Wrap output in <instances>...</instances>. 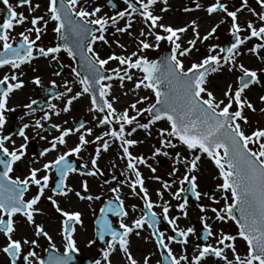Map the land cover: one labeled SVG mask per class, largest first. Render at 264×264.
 Masks as SVG:
<instances>
[{
  "label": "snow or ice",
  "instance_id": "obj_1",
  "mask_svg": "<svg viewBox=\"0 0 264 264\" xmlns=\"http://www.w3.org/2000/svg\"><path fill=\"white\" fill-rule=\"evenodd\" d=\"M192 2L195 9L182 6L181 11L202 10L209 18L217 17L203 35L196 19L182 26L163 22L165 14L172 9L170 0H123L125 6L119 9L113 0H107L112 14L104 11L101 4L85 7L81 0H47L44 15L34 14L40 4L33 0H17L16 6L3 0L6 7L0 9L4 13L0 22V69L8 71L0 76V237L3 238L0 253L6 257V264H71L72 253L78 251L77 227L84 223L83 213L72 209L73 197L79 201L101 200L102 193L90 194L88 178L102 175L99 160L113 145L117 148L116 158L124 164L120 172L123 179L112 175L111 179L116 181V186L108 189L112 198L99 208L98 215L93 212L96 228L94 238L87 243L102 245L101 258L94 260V264H120L119 254H123L126 264H141L131 252L133 235L151 240L161 251L163 264H264V126L251 131L245 129L249 125L245 110H258L247 93L257 85L264 87V67L255 69L240 62L246 51L264 64V0H255L257 7L249 6V0H239V6H231L224 0H208L206 4ZM16 7H26L27 12L33 14L26 15ZM245 11L255 19L248 18L241 23ZM49 22L54 23L52 31L62 43L38 44ZM134 23L142 25L135 32ZM224 23L229 24L230 45L224 48L209 44L205 54L190 60L186 67L184 58L199 52L197 45L212 38ZM18 26H23V30L13 36ZM109 29H112L111 39ZM123 37L129 38L135 50L128 51ZM254 40L256 42L252 43ZM97 42L109 48L115 45L121 51L102 57L95 48ZM162 43L168 44V54L150 59L147 52L159 49ZM249 43L251 47H247ZM61 52L70 58L79 57V68L69 66L73 80L64 79V91L56 93L55 98L63 101V107L49 103V111L34 123H22L15 133L5 134L7 114L15 111L9 101L25 86L22 67L36 59L51 60L60 68L52 74L59 77L65 67L59 59ZM110 62H115L116 66L106 67ZM224 72L239 74L235 76V87L227 83L218 96L209 88V77ZM113 81H117L122 90L126 81L132 82V87L122 94L132 93L136 98L122 110L115 106L120 97L113 94ZM31 82L39 86L41 77L33 76ZM50 83L56 86L55 80ZM75 85L79 90H74ZM140 89L150 90L154 102L143 106L149 97L138 95ZM82 97L89 99L87 110L93 114L94 127L87 126L89 121L77 122L73 127L53 124L59 135L38 155L44 157L52 151L59 154L39 167H29L22 178L14 177L15 167L26 154L29 141L26 130L43 128L41 121L70 112L73 103ZM257 98L264 104V94ZM35 104L37 101L33 99L23 107L29 113L34 112ZM259 111L264 112V108ZM157 124L165 126L156 127ZM94 128L105 130L94 134ZM153 128L158 144L151 146L150 157L135 154L133 149L145 141L134 138V134L143 130L151 136ZM14 136H19L24 143L17 145ZM71 136L76 137L73 146L68 145ZM89 145L94 151L84 160L83 153L88 151ZM60 147L66 150L60 152ZM161 155L172 161L168 175L177 178L171 183H160L155 190L158 200H153L141 166L152 173L151 180L161 182L162 178L155 174L157 169L148 162ZM72 157L83 162L77 166ZM204 159L217 170L214 178L219 182L212 192L203 191L199 186L197 173ZM116 166V163L111 165L113 169ZM181 168L183 173L177 176ZM73 175L81 178L78 190L69 183ZM173 184L179 186L173 189ZM32 187L36 189L35 194L26 198ZM124 187L142 206L126 205L122 196ZM46 191L50 194L45 195ZM165 192L178 203L172 205L164 199ZM185 193H190L196 202L207 198L211 204H219L223 199V207L219 208L197 203L198 220L202 225L200 234L193 225L179 226L178 221L189 215V198ZM42 199L59 214V233L64 244L63 254L49 253L46 259L36 251L38 239H46L50 249H55L56 245L44 224L35 219L37 214H43L38 207ZM61 199L68 208L61 206ZM155 208H160V212L154 211ZM171 209L179 214L170 215ZM208 212L212 215H207ZM229 220L236 225L235 234L223 229L213 230L211 221ZM162 221L166 223L163 229ZM22 228H27L31 236L22 232ZM145 230L149 235L141 237ZM193 236L199 243L189 256L188 245ZM238 239L246 246L243 255L236 247ZM173 245L179 246V253L174 252ZM150 256L151 253L143 256L142 264H150Z\"/></svg>",
  "mask_w": 264,
  "mask_h": 264
},
{
  "label": "flooded vegetation",
  "instance_id": "obj_2",
  "mask_svg": "<svg viewBox=\"0 0 264 264\" xmlns=\"http://www.w3.org/2000/svg\"><path fill=\"white\" fill-rule=\"evenodd\" d=\"M123 3V0H121ZM114 2V1H113ZM196 2L206 4L208 0H196ZM224 2L228 3L231 6H239V0H224ZM9 3L13 4V6L17 5V0H9ZM33 3H35V0H33ZM115 3V2H114ZM170 3L172 4L171 12H173V19L175 20L174 26H182L184 23L189 22L192 19H196L200 25V32L203 35L204 32L209 29L211 23H215L217 20L216 16H213L211 18L206 16V13L202 10H194L190 13H184L181 11L182 6L192 7L195 9V4L192 2V0H170ZM117 8H118V4ZM249 6L251 7H257L255 0H249ZM6 6L3 4V0H0V9H4ZM111 8V7H110ZM112 9V8H111ZM17 11H24L26 15L31 16L33 13H28L26 7H16ZM113 10V9H112ZM36 14V12L34 13ZM4 17V13L0 11V22H2ZM255 19L254 17H251L249 13L246 11L241 16V23L245 19ZM205 19H212L210 24H207L209 22L205 21ZM54 27V24H50L47 26L46 31L43 32L41 41H38V44H42L44 46H53L54 44L58 43V36L56 33L52 31ZM229 24L224 23L222 24L217 32L214 34L212 38H210L208 41H205L203 44H198L197 47L200 49L199 52H194L191 57H185V66L187 67L189 64V61L192 59H197L201 57L203 54H205L206 47L209 44H217L220 47L227 48L230 43L232 42V37L229 34L228 31ZM23 30V26H18L15 28V30L12 32L13 36H16L18 32ZM189 37L191 36V32L187 34ZM254 40L252 43H255ZM247 47H251V43L247 45ZM60 54H63L64 57L71 62L74 63V60L67 56L66 53L61 52ZM51 60H44V59H36L33 61L31 65H25L22 67V71H24L25 75L22 77L25 81V86L23 89L15 92V94L12 96L11 100L9 101V106L14 107V112H9L7 114L8 116V123L4 129L5 134L9 133H15L18 126H20L22 123H34L35 119H39L42 117L43 113L45 111H49L48 104L49 103H55L58 108L63 107V101L56 99V93L64 91V89H59L57 86H53L52 84L44 85L41 82V85H36L32 82H30V79L32 76H35L38 71L40 74H43L44 76L49 75V73H53V65L50 63ZM245 64L247 67L259 69L261 67H264V64L255 57H253L251 54H248L245 51V54L242 56L241 61ZM56 67V66H55ZM37 68V71H31L32 69ZM8 71L7 68L0 69V76L4 74V72ZM238 72L234 73H219V74H212L209 77V88L213 90L218 96L221 94V90L226 87V84L233 83V86L235 87V76L238 75ZM64 73L61 75L63 76ZM217 77V78H216ZM53 78H58L57 76H53ZM219 78V80H218ZM51 80V79H50ZM57 80V79H56ZM32 81V79H31ZM259 87L262 91L261 94H264V87H261L259 85L255 86L251 92H248L247 95L252 100L253 104L257 106L256 112H251L249 110H245V114L248 115L249 122L252 125L255 126H264V112L259 111V108H264V104H261L258 100V95H261L260 93H253L254 90ZM39 90H38V89ZM256 95V97H254ZM19 98V99H18ZM21 98V99H20ZM36 100L37 104L33 105V109H35L34 112H28L27 109L23 107L24 104L29 103L30 100ZM258 100V101H256ZM256 101V102H255ZM255 102V103H254ZM76 105V107H75ZM28 113V114H26ZM90 115H89V114ZM258 113V114H257ZM92 113L88 112L87 109H83L81 106L77 105V103H73L71 107V111L68 113H63L59 116L52 115L51 119L49 121H41L43 128L41 129H34L30 127L26 130L27 135L29 136V141L27 143L26 148V154L22 158V160L18 163V165L15 167L14 172L12 175L15 176H21V178L27 174V171L29 167H39L43 162L47 160L54 159L56 155L59 154L57 151H52L50 153H47L44 157H39V153L46 147H49V142L52 140L53 137L59 135V132L57 129L53 128V124H60L62 127H73L75 123L77 122H83V121H89L88 127H94V124L90 122V116L92 117ZM64 121H68L67 124H64ZM118 127V125H114ZM105 129L103 128H94V134H100ZM41 136L45 137V139H41ZM16 140V144L19 145L21 143H24V141L19 136L13 137ZM91 139V137H89ZM76 141L75 136H71L68 138V145L73 146L74 142ZM66 149L63 147L59 148V151H65ZM115 148H111L108 153H103L101 159L99 160V167L102 170V175H98L95 178H88L89 184H90V194L92 195H101V200H93V201H79L75 197H73V204L72 209H79L83 213V226L77 227V232L75 235L76 239V247L78 251L72 253V262L71 264H94V260L100 259L99 249L101 248V243H96L92 246H89L87 241L89 239L94 238V232H95V216L93 215V212L98 215L99 214V208L101 206H104L106 201L110 198H112V193L109 192V188L116 186V181H113L111 179L112 175H116L118 179H123L122 176H120V172L123 170L124 164L122 161H119L116 158V152ZM94 151V147L92 145L88 146V151L83 153L84 160L89 159V153ZM138 154V153H135ZM161 158V156H160ZM71 160L79 166L80 163L83 162V160L78 159L76 157H72ZM169 158H166V160L160 161L159 158L152 159L154 162L153 167L157 169L156 175H159L162 179L161 182H156L150 179V176L152 173L149 171L148 168L141 166V171L145 177V183L146 186L149 188V191L152 193V199L158 200V198L155 195V190L160 187V183L163 181H168L171 183L172 181L176 180V176H169L168 173L171 170V160L169 161ZM112 163H116V168L113 169L111 167ZM214 170L215 172H212ZM212 170H210L209 175L206 177H203L202 181L206 183L207 186L202 187L199 183L200 189L203 191H215V185L218 183V179H215L214 177L217 174V170L212 165ZM180 175V172L177 173V176ZM56 177L53 175V180H55ZM81 178L73 175L70 178L69 183L75 188L79 189V180ZM108 181L107 184H105V181ZM178 184H173V189L178 187ZM36 189L35 187H32L30 189V192L26 194V198H30L31 195L35 194ZM50 193L46 191L45 195H49ZM184 195L188 196L189 198V208H188V218L187 219H181L178 221L180 227H186L188 225H193L196 228L197 234H200L202 231V225L200 224L198 220V216L200 215L199 209L197 208V203H202L205 205H211L213 207H223V199H220L219 204H211V201H209L207 198H202L201 201L196 202L194 198L191 197L190 193H185ZM122 196L125 199L126 205L130 206L131 204L135 203L140 206H142V202L139 201L137 198L132 197L129 194V190L127 187L122 188ZM219 198V197H218ZM164 199L169 200L172 205H176L178 201L172 200L170 196L165 192ZM89 205L91 207H89ZM61 206L68 208V204L64 202L63 199H61ZM42 209L43 214H37L35 219L36 222L44 224L47 231H49L50 235L53 237V242L56 245L55 249H50L48 241L44 238H39V248L36 249L38 254L43 257L47 258V255L49 253H56L59 252L60 254H63L64 252V244L62 241V237L59 233V214L55 213L54 209L51 207L50 203L42 199L40 204L38 205ZM154 211L160 212V208H155ZM179 213L175 209L170 210V215H178ZM134 215H138L134 214ZM207 215L211 216L212 213L208 212ZM110 218H112L110 216ZM213 224V230L216 231L218 229H223L225 232H231L235 234L236 232V225L232 221H226V222H216L211 221ZM160 227L163 229L166 227V223L162 221ZM22 232H26L29 236H31V232L27 228H22ZM171 234V233H169ZM149 232L147 230L141 232V237L148 236ZM3 243V238L0 237V244ZM199 243V240L195 236L190 237L189 245H188V255L191 256L192 252L191 249ZM236 247L238 252L243 255L246 253V246L245 243L242 240L236 241ZM45 249H48L46 252ZM174 252L179 253L180 249L179 246L173 245ZM131 252L135 259H137L142 264V258L143 256L151 253L150 256V264H157V261H160L161 264H163V258L161 255V251L156 249L154 243L151 240H144L139 237H136L133 235L131 237ZM229 256L231 257V253H229ZM120 264H126V261L123 259V254H119L118 256ZM0 264H6V257L3 253H0Z\"/></svg>",
  "mask_w": 264,
  "mask_h": 264
},
{
  "label": "rangeland",
  "instance_id": "obj_3",
  "mask_svg": "<svg viewBox=\"0 0 264 264\" xmlns=\"http://www.w3.org/2000/svg\"><path fill=\"white\" fill-rule=\"evenodd\" d=\"M116 4H118V9L119 8H123L125 5H123V3H122V1L121 0H113ZM35 3H39L40 4V8L38 9V10H36V14H38V15H44L45 14V12H46V4H47V0H35ZM81 3L85 6V7H90L91 5H93V4H101V5H104V11H106V12H108L109 14H112V12H113V10L109 7V6H107V0H81ZM171 11V10H170ZM163 22H165V23H172L173 24V22L172 21H163ZM50 24H54L53 22H49V24L48 25H50ZM138 25L139 24H137V23H134V25H133V31L135 32L136 30H138L139 28H138ZM174 25V24H173ZM111 33H112V29H109V39H111L112 38V36H111ZM122 41H127L129 44V49H128V51L130 52V51H133V50H135V47H134V45L132 44V42L129 40V38H127V37H123L122 38ZM113 46H115V45H113ZM108 47V46H107ZM95 48L100 52V54H101V56L102 57H104L105 55H106V51L104 50V47H103V45H101V43L100 42H97V44L95 45ZM167 50H169V46H168V44L167 43H162L161 44V47L159 48V49H156V50H151V51H149V52H147V55L149 56V58L150 59H159V57H161L162 56V54L163 53H165ZM59 59H60V62L63 64V65H65V67L63 68V71H62V74L64 73V75L63 76H57L58 78H53V74H51V73H49V75H47V76H44L43 74H40L39 73V71H38V73L36 74V75H39L40 77H41V82L43 83L44 81H46V82H44L43 84L44 85H50L51 83H50V81H52V80H55L56 81V86L59 88V89H64V86H63V81H64V79H68L70 82L73 80V76H72V74H71V71H70V67L69 66H71V67H75V64L73 63V62H71L70 60H68V59H66L65 57H64V55L63 54H60V56H59ZM50 63H51V65H53V69H54V71H60V68H59V66L57 65V63L56 62H54V61H50ZM115 64V62H110L109 63V65L108 66H106V67H110L111 65H114ZM56 66V67H55ZM35 70L37 71V68H35ZM31 71H33V69L31 70ZM35 75V76H36ZM141 74L140 73H137V76H140ZM33 77V76H32ZM32 77H31V79H32ZM31 79H30V82H31ZM51 79V80H50ZM57 79V80H56ZM116 82V87L118 86L119 87V85H118V82L117 81H115ZM125 83H127V84H129V85H131L132 86V82H128V81H126ZM225 88V87H224ZM38 89V88H37ZM39 90V89H38ZM74 90H79V86L78 85H75L74 86ZM139 91H143L144 93L145 92H149L150 90H144V89H140ZM137 92H138V90H137ZM253 93H262V91H261V89L259 88V87H257V89L256 90H254V92ZM256 94V95H257ZM256 95L254 96V97H256ZM84 98H88V97H82L81 99H79L78 101H75V103H77V102H79V101H81V102H86L85 101V99ZM154 100H155V97H154V95L151 93V95L149 96V101H146V105H147V103L148 102H154ZM256 101H258V100H256ZM255 101V102H256ZM254 102V103H255ZM75 107H76V105H75ZM77 108V107H76ZM246 113V112H245ZM89 114V113H88ZM258 114V113H257ZM90 115V114H89ZM247 115V114H246ZM248 116V115H247ZM90 122L92 123V124H94L95 122L94 121H92V117L90 116ZM146 119V118H145ZM141 122H144V120H142ZM160 126H165V125H162V124H157V126L156 127H160ZM255 127H257V126H255V125H252L250 122H249V125H246L245 126V129L247 130V131H251L253 128H255ZM142 134H144L143 135V139H144V141H146V142H144V143H146V149L145 150H143V151H141V153H138V154H143V155H145L146 157H150V155H151V146L152 145H157L158 144V138L156 137V130H155V128H153L152 129V135L151 136H147L144 132L142 133ZM115 151H117V148L115 147ZM177 150H179V149H177ZM156 158H159L160 159V161H162L163 162V160H166V158L167 157H164V156H162L161 155V158H160V156H157V157H155L154 159H156ZM170 161V160H169ZM152 166L154 165V162L152 161V164H151ZM171 165H173L172 164V161H171ZM210 170H212V164H211V162L210 161H208L207 159H204L203 160V166H202V168H201V170L197 173V175H198V177H199V183L201 184V186L202 187H205V186H207L206 185V183L204 182V181H202V179H203V177H206L207 175H209V172H210ZM212 172H215L214 170H212ZM182 173H183V168H181V170H180V175H182Z\"/></svg>",
  "mask_w": 264,
  "mask_h": 264
},
{
  "label": "bare ground",
  "instance_id": "obj_4",
  "mask_svg": "<svg viewBox=\"0 0 264 264\" xmlns=\"http://www.w3.org/2000/svg\"><path fill=\"white\" fill-rule=\"evenodd\" d=\"M172 21L173 22V24L175 25V20L173 19V12H171V11H169L167 14H165V16H164V21ZM205 21H207V22H209V23H207V24H210L211 23V21H212V19H205ZM213 22V21H212ZM137 24H139V23H137ZM142 25L141 24H139L138 25V28H140ZM122 42H124V43H126V44H129L127 41H122ZM104 47V50L106 51V54H109L110 52H112V51H115V52H117V53H120V49L119 48H117L116 46H112L111 48H109V47H107V46H103ZM128 49H129V45H128ZM116 66V64H114V65H111L110 67H115ZM217 78V77H216ZM218 80H219V78H218ZM229 83V82H228ZM113 84H114V88H113V94L114 95H117V96H119L120 97V99H119V101L115 104V106L117 107V109L118 110H122L124 107H126L128 104H130L135 98H136V96H134L132 93H129L127 96H124L122 93L123 92H125V91H127L129 88H131L132 86L131 85H129V84H127V83H125V88L122 90V89H120L118 86L116 87V82L115 81H113ZM137 94L138 95H146V96H150L151 95V91H149V92H143V91H139L138 90V92H137ZM19 99V98H18ZM21 99V98H20ZM85 99V103L84 102H81V101H79V102H77V105H79V106H81L83 109H88V107L90 106V104H89V99L88 98H84ZM143 106H146V102H145V104L143 105ZM143 133V130H138L137 131V133H135L134 134V138H137V139H142V140H144L143 139V135L144 134H142ZM146 142V141H145ZM113 148H115L116 146L115 145H113L112 146ZM146 149V143H143V144H140V145H138V146H136L134 149H133V151H134V153H141V151H143V150H145ZM152 159L153 158H150L149 159V163L150 164H152Z\"/></svg>",
  "mask_w": 264,
  "mask_h": 264
},
{
  "label": "water",
  "instance_id": "obj_5",
  "mask_svg": "<svg viewBox=\"0 0 264 264\" xmlns=\"http://www.w3.org/2000/svg\"><path fill=\"white\" fill-rule=\"evenodd\" d=\"M58 43H62V41L58 40ZM166 54H168V52H166L164 55H166ZM164 55H163V56H164ZM161 57H162V56H161ZM161 57H160V58H161ZM72 59L75 60V62H76V67L79 68V57L72 58Z\"/></svg>",
  "mask_w": 264,
  "mask_h": 264
}]
</instances>
